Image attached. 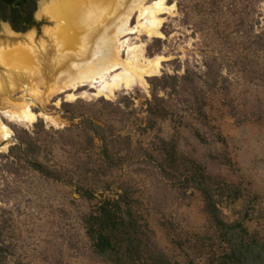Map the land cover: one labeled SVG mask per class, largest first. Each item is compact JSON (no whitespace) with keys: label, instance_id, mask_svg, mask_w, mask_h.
<instances>
[{"label":"rangeland","instance_id":"1","mask_svg":"<svg viewBox=\"0 0 264 264\" xmlns=\"http://www.w3.org/2000/svg\"><path fill=\"white\" fill-rule=\"evenodd\" d=\"M37 2L35 25L25 34L47 41L45 31L55 20ZM166 6L158 15L159 36L137 29L124 36L140 48L142 62L162 56L159 69L145 73L142 82L119 86L108 97L81 93L94 91L89 86L79 87L72 100L66 92L13 93L18 100L30 99L37 117L26 123L1 115L11 133L0 137V260L109 264L94 253L84 217L99 199L129 185L137 212L171 264H218L222 246L206 228L201 194L170 186L151 164H117L105 173L91 169L98 141L90 143L86 119L107 136H130L134 145L174 141L182 155L206 164L210 175L242 188L243 196L223 208L225 217L232 220L243 210L248 229L264 235V0H166ZM140 21L133 15L130 23ZM2 25L0 46L10 45L9 36L17 35ZM116 54L124 61L125 49ZM166 74L171 86L165 88ZM63 103L70 104L68 112ZM70 112L81 117L71 119ZM28 136L40 146L42 162L67 171L94 197H81L74 185L42 175L16 149L9 151L18 137Z\"/></svg>","mask_w":264,"mask_h":264},{"label":"trees","instance_id":"2","mask_svg":"<svg viewBox=\"0 0 264 264\" xmlns=\"http://www.w3.org/2000/svg\"><path fill=\"white\" fill-rule=\"evenodd\" d=\"M37 0H0V22H8L15 31H25L35 25ZM167 74L161 86L170 87ZM173 79H175L173 77ZM63 103L62 108L68 112ZM71 119L81 117L70 112ZM86 133L94 146L98 141V155L89 162L91 169L105 173L108 167L125 163L151 164L161 178L179 190H196L202 197L206 228L213 232L222 246L218 264H264V235L250 231L245 225L246 213L227 220L224 207H232L243 196L242 188L219 176L210 175L206 164L182 155L172 140L162 139L149 145H134L128 135L107 136L103 128L86 119ZM42 175L75 186L78 194L92 199L94 191L76 184L70 174L57 166L40 160L41 148L30 137L19 138L10 148ZM136 200L129 185L119 188L115 196L99 199L84 217L85 231L94 253L109 264H171L169 256L158 245L154 230L135 208ZM1 250V248H0ZM0 264H8L0 260Z\"/></svg>","mask_w":264,"mask_h":264},{"label":"bare ground","instance_id":"3","mask_svg":"<svg viewBox=\"0 0 264 264\" xmlns=\"http://www.w3.org/2000/svg\"><path fill=\"white\" fill-rule=\"evenodd\" d=\"M167 8L166 0L45 2L42 12L55 20L54 27L45 31L47 41L36 42L28 33L15 44L0 46V137L6 140L11 133L1 115L26 123L37 117L30 107L32 101L18 100L13 97L15 91L41 96L66 92L72 100L79 87L89 86L94 91L81 93L108 97L119 86L128 88L142 82L145 73L157 71L162 56L142 62L140 48L129 45L124 36L136 29L159 36L158 15ZM133 15L143 21L132 26ZM118 48L125 49L124 61L117 58ZM118 66L121 70L107 77Z\"/></svg>","mask_w":264,"mask_h":264},{"label":"water","instance_id":"4","mask_svg":"<svg viewBox=\"0 0 264 264\" xmlns=\"http://www.w3.org/2000/svg\"><path fill=\"white\" fill-rule=\"evenodd\" d=\"M46 2V0H39L38 2H37V6H38V8L40 9V11L42 12V8H43V4ZM2 22V27L4 28V29H8V30H10L12 33H14L15 35H17V36H9L10 37V40L11 41H13L11 44H15V43H17V42H19L20 40H19V37H22L24 34H25V32L28 30H25V31H15L14 29H12V27L10 26V24L8 23V22H4V21H1ZM10 44V45H11Z\"/></svg>","mask_w":264,"mask_h":264}]
</instances>
